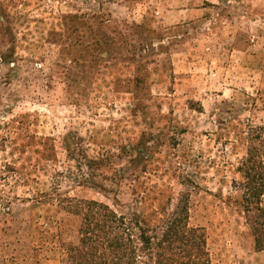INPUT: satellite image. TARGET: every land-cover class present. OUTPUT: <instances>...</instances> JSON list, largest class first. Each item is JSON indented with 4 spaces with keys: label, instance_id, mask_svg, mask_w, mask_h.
I'll return each mask as SVG.
<instances>
[{
    "label": "rangeland",
    "instance_id": "1",
    "mask_svg": "<svg viewBox=\"0 0 264 264\" xmlns=\"http://www.w3.org/2000/svg\"><path fill=\"white\" fill-rule=\"evenodd\" d=\"M248 160L263 172L264 0H0V264H65L68 198L148 224L187 199L212 264H264Z\"/></svg>",
    "mask_w": 264,
    "mask_h": 264
},
{
    "label": "trees",
    "instance_id": "2",
    "mask_svg": "<svg viewBox=\"0 0 264 264\" xmlns=\"http://www.w3.org/2000/svg\"><path fill=\"white\" fill-rule=\"evenodd\" d=\"M107 40L97 45L105 48ZM249 154V159L254 157L251 150ZM248 163L243 208L255 248L261 251L264 168L260 172L256 163ZM90 184L97 187L94 182ZM102 187L99 189L107 192ZM68 199L71 210L67 211L79 215L82 222L79 243L68 249L65 264H212L204 230L190 225L187 199H180L176 209L164 214L157 224H148L141 211H120L97 200Z\"/></svg>",
    "mask_w": 264,
    "mask_h": 264
}]
</instances>
